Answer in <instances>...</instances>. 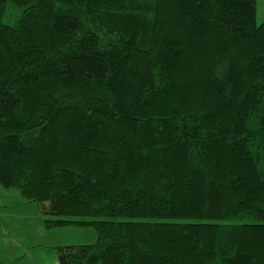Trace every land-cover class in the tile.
<instances>
[{"label": "trees", "instance_id": "trees-1", "mask_svg": "<svg viewBox=\"0 0 264 264\" xmlns=\"http://www.w3.org/2000/svg\"><path fill=\"white\" fill-rule=\"evenodd\" d=\"M256 0H0V187L57 264H264Z\"/></svg>", "mask_w": 264, "mask_h": 264}, {"label": "rangeland", "instance_id": "rangeland-1", "mask_svg": "<svg viewBox=\"0 0 264 264\" xmlns=\"http://www.w3.org/2000/svg\"><path fill=\"white\" fill-rule=\"evenodd\" d=\"M255 23H264V0H256ZM41 215L19 192L0 187V264H57V247L89 245L97 239L92 228L46 229Z\"/></svg>", "mask_w": 264, "mask_h": 264}]
</instances>
